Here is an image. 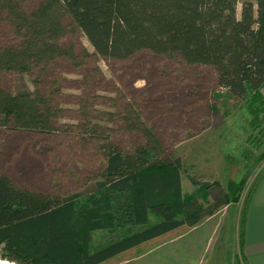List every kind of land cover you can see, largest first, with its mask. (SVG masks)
I'll return each instance as SVG.
<instances>
[{
  "label": "trees",
  "instance_id": "trees-1",
  "mask_svg": "<svg viewBox=\"0 0 264 264\" xmlns=\"http://www.w3.org/2000/svg\"><path fill=\"white\" fill-rule=\"evenodd\" d=\"M60 1L97 56L129 60L150 51L212 67L231 97L245 99L264 144V0ZM25 21L19 45L0 54V74L34 68L44 72L53 61L70 55L58 31L43 22ZM41 83L36 78L33 90L11 93L2 88L0 77V126L76 133L100 141L104 172L89 191L61 197L17 187L0 175L3 257L19 264H101L177 229L192 228L243 199L246 178L231 180L225 189L218 181L189 174L193 189L187 191L182 158L157 160L159 140L133 105L127 106L120 129L149 137L155 145L148 140L147 145L124 151L112 140L115 130L92 123L99 118L87 112L83 123L63 128L58 87L43 92ZM110 113L113 120H107L115 122V113ZM259 159L264 160V150ZM253 188L243 203L235 264H246L244 231ZM213 190L217 192L211 201Z\"/></svg>",
  "mask_w": 264,
  "mask_h": 264
},
{
  "label": "rangeland",
  "instance_id": "rangeland-1",
  "mask_svg": "<svg viewBox=\"0 0 264 264\" xmlns=\"http://www.w3.org/2000/svg\"><path fill=\"white\" fill-rule=\"evenodd\" d=\"M24 21L43 22L58 31L60 43L70 55L53 61L44 72L37 68L24 73L1 72L5 91L33 90L36 78L42 80L39 88L43 92L58 87L56 97L64 109L59 124L63 128L83 123L87 112L99 118L92 123L115 130L111 133L114 144L129 152L152 140L120 129L127 106L133 105L159 140L157 160L182 158L187 191L193 189L189 174L218 181L225 189L231 180L246 178L240 202L243 205L251 187L264 176V160L259 159L264 150L262 135L245 99L231 97L219 85L212 67L186 64L179 56L150 51L139 52L129 60L97 56L60 0H0V54L19 45ZM110 112L115 113V122L107 120H113ZM150 144L155 145L153 140ZM103 153L100 141L83 139L76 133H40L0 126V175L8 176L17 187L48 196L89 191L103 175ZM216 192L212 191L211 201ZM229 218H216L182 239L178 237L188 229H177L102 264L194 263L195 258L192 261L189 256L190 239L211 235L216 227L213 236L222 238L220 245L230 234ZM240 219L234 232L236 258ZM1 254L0 249V259L13 262ZM202 255L200 258L209 262V252ZM195 264H199V258Z\"/></svg>",
  "mask_w": 264,
  "mask_h": 264
},
{
  "label": "crops",
  "instance_id": "crops-1",
  "mask_svg": "<svg viewBox=\"0 0 264 264\" xmlns=\"http://www.w3.org/2000/svg\"><path fill=\"white\" fill-rule=\"evenodd\" d=\"M242 208L243 205L241 206L240 203L227 204L213 215L206 217L198 225L189 228L187 234L182 233L183 235L178 237V239H182L188 234L190 235L191 233L198 231L208 223H213L216 218L222 219L228 215L230 216L227 225L230 228V234L222 240L220 245H218V242L219 239L221 240L222 238L219 237L218 239L213 236V234H215L216 227L213 229V233L211 235H199L190 239V247L188 250L192 261L195 258V262H197L199 258V264H202V262L204 264L207 259L201 257L204 259L203 261L200 256H203V252H209V262L207 261L206 264H209L210 262L212 264H235L237 247L235 244L234 232L239 224ZM244 255L246 258V264H264V176L258 184H254V188L247 205L244 231ZM111 259L103 263H106ZM195 262H191V264H195Z\"/></svg>",
  "mask_w": 264,
  "mask_h": 264
},
{
  "label": "built area",
  "instance_id": "built-area-1",
  "mask_svg": "<svg viewBox=\"0 0 264 264\" xmlns=\"http://www.w3.org/2000/svg\"><path fill=\"white\" fill-rule=\"evenodd\" d=\"M3 262H6L8 264V260L7 261L0 260V264H4Z\"/></svg>",
  "mask_w": 264,
  "mask_h": 264
},
{
  "label": "clouds",
  "instance_id": "clouds-1",
  "mask_svg": "<svg viewBox=\"0 0 264 264\" xmlns=\"http://www.w3.org/2000/svg\"><path fill=\"white\" fill-rule=\"evenodd\" d=\"M1 260V259H0ZM8 264H16V262L8 261Z\"/></svg>",
  "mask_w": 264,
  "mask_h": 264
},
{
  "label": "bare ground",
  "instance_id": "bare-ground-1",
  "mask_svg": "<svg viewBox=\"0 0 264 264\" xmlns=\"http://www.w3.org/2000/svg\"><path fill=\"white\" fill-rule=\"evenodd\" d=\"M4 264H7L6 262H3Z\"/></svg>",
  "mask_w": 264,
  "mask_h": 264
}]
</instances>
